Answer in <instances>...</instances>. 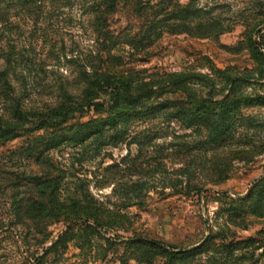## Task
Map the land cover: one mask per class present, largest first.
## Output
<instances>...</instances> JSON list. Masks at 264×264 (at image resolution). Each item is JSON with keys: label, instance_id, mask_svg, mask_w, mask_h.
<instances>
[{"label": "rangeland", "instance_id": "1", "mask_svg": "<svg viewBox=\"0 0 264 264\" xmlns=\"http://www.w3.org/2000/svg\"><path fill=\"white\" fill-rule=\"evenodd\" d=\"M99 67L151 98L47 122ZM7 79L36 113L0 141V264H264V0H0Z\"/></svg>", "mask_w": 264, "mask_h": 264}, {"label": "trees", "instance_id": "2", "mask_svg": "<svg viewBox=\"0 0 264 264\" xmlns=\"http://www.w3.org/2000/svg\"><path fill=\"white\" fill-rule=\"evenodd\" d=\"M102 70V67L93 68L91 70L92 72L84 70L82 73L84 76L83 79L85 80L83 82L85 83V86L80 101L72 102L73 98L68 94H65V99L51 109L53 114L47 118V122L56 119H63L65 117L67 118L70 113L87 112L92 108L99 109L101 104L95 100L97 98V93L113 86L112 95H114L113 98L115 102L117 101V105L124 103L129 108H135L144 105L142 103L145 101V98L148 100L151 98L153 87L148 91L149 88H139L129 80H126L122 74H111L107 70ZM188 78L189 76L186 74H176L169 83L172 86L181 87L187 82ZM0 86H2L4 92L7 93L8 90L5 88L6 86L11 90L13 89V86L8 79L1 83ZM244 101L264 104V96H257L256 98L246 97ZM198 103L199 104L196 106L198 108H195L192 111L184 105L175 106L173 109H175L177 117H181L182 115L183 117H186L188 128L193 125L195 126L198 122L205 124L207 128H212L214 125L212 119L213 115L209 111L206 112V109H210V107L206 105L207 100L201 99ZM11 109V119H6L0 114V141L9 140L15 137L19 131L23 130V124L30 120V117L36 113L35 111L28 110L26 107L22 106L19 101H16ZM199 110H203L205 113H199ZM84 127L85 126H81L80 129L74 132V135H85L86 132L90 130V127ZM149 244L152 247L157 248V251L160 253H170L165 245L157 241H150ZM170 254L173 257L172 253Z\"/></svg>", "mask_w": 264, "mask_h": 264}]
</instances>
